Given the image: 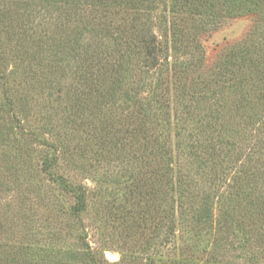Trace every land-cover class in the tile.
<instances>
[{"label":"rangeland","instance_id":"rangeland-1","mask_svg":"<svg viewBox=\"0 0 264 264\" xmlns=\"http://www.w3.org/2000/svg\"><path fill=\"white\" fill-rule=\"evenodd\" d=\"M73 1L0 0V264H264V247L250 244L264 223V88L239 58L264 60V11L222 0L196 30L172 0H142L147 31L171 46L146 72L119 47L105 0H78L71 20ZM193 37L203 56L193 75L212 77L235 48L228 60L247 88L232 81L187 97L189 55L176 40L182 49ZM142 123L173 152L174 191L161 205L175 216L156 230L158 159L154 138L134 131ZM76 186L87 192L80 214L70 212Z\"/></svg>","mask_w":264,"mask_h":264},{"label":"trees","instance_id":"trees-1","mask_svg":"<svg viewBox=\"0 0 264 264\" xmlns=\"http://www.w3.org/2000/svg\"><path fill=\"white\" fill-rule=\"evenodd\" d=\"M87 1L90 0H86ZM222 0H172L173 8L177 7L176 10L173 9V12H178V10L182 9L184 13L187 15L186 21L191 22V27L196 30H200V28L204 27L206 24L205 20L210 18L215 12L214 9L216 7V3L219 4V7H222ZM232 2L236 1H246L252 4L256 9L259 11H264V0H231ZM106 2V11L107 17H110V14L117 15L119 17L118 21V31L121 36H119V47L125 50L127 57H130L132 54L136 56L139 60L140 65L144 63V68L147 69L146 72H150L151 70H158L164 62L167 63V57L165 53H167L171 48L169 41L160 40L157 34L153 31H147V20L144 19L142 14V0H105ZM74 3V4H73ZM73 5L68 9L66 12L63 10V14L65 18L71 19L75 17L77 12L81 10L78 8L80 6V2L78 0L73 1ZM105 6V5H103ZM61 8V7H60ZM111 8L113 10H111ZM180 24V23H179ZM177 25V24H176ZM180 25H178L173 34L180 35L181 30ZM163 38V37H162ZM194 37L187 41L184 46L185 48H180L182 46V42L180 39L176 40L179 43V50H186V54L189 55V60L184 62L183 64L186 65L187 69L185 72L189 71V75H191L188 80L190 81L191 85L187 88L184 94L188 97H194L196 94L201 92L209 93L210 87L212 86H222L226 82L237 81L233 83L235 86L242 87V90H245L246 87V79L239 71H235L232 69L234 67V63L231 60H228V57L234 56V49L232 48L229 50L225 55V61L223 63L217 62L214 65V69L211 71L212 77H204V75L199 74L197 77L193 75L197 70L203 69V56L201 52L199 55L197 54V49L194 44ZM239 47V46H237ZM241 60L242 66H245L246 69L249 71L248 74H261L260 77V84L264 88V60L258 54L254 52H246L244 55L239 56ZM179 60L175 59V62ZM109 74V73H108ZM117 74L114 73V79L116 78ZM203 78L200 82L202 88L198 87V80ZM187 78V74L184 75ZM210 82L207 84V82ZM211 81H213L211 83ZM208 85V88L205 87ZM95 87L97 92L101 97H105L106 95H111L110 88H106V90L99 89V83H95ZM105 89V88H104ZM191 94V95H190ZM260 104L264 103V93L262 97L259 99ZM141 111V110H140ZM142 112V111H141ZM152 111L150 108L147 110V113H151ZM140 114V113H139ZM142 114H144L142 112ZM145 115V114H144ZM137 118L143 119V116H138ZM156 118V114H155ZM134 131L138 133H144L143 138H154L155 148H156V155L158 161L155 165V230L163 225L164 219L170 220L173 222V218L175 216V209L174 206H170L167 210V213L163 211V207L161 205V196L168 190L174 191L173 187H169V179L168 173L169 170L171 171V166H168L169 161L172 160L173 152L171 151V145L168 141L161 137V135H157L155 132V137L153 136V132H151L150 128L146 126L145 123H142L141 126H135ZM149 132L151 134H149ZM110 151V150H109ZM108 152V151H107ZM94 154H101L99 150L95 151ZM55 165V161H50L46 163V168L48 170H52ZM51 177L54 181H59L60 183H65L67 185L70 182L66 181L65 178L61 175H56L53 171ZM71 187V185H70ZM77 189V190H76ZM71 194H73L75 201L70 206V212L72 214H80L86 210V199H87V192L83 189L82 186H76V188H71ZM209 212V206L206 203L200 204V211H198L199 216L201 218H207V214ZM172 219V220H171ZM260 220L255 221L257 224ZM259 233L254 232L250 237V244L260 245L264 247V223L260 225ZM249 241V240H248Z\"/></svg>","mask_w":264,"mask_h":264}]
</instances>
